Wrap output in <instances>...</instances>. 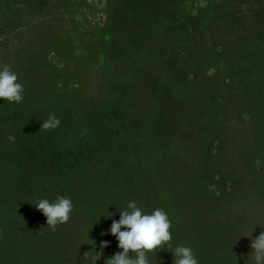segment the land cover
<instances>
[{"label":"rangeland","instance_id":"1","mask_svg":"<svg viewBox=\"0 0 264 264\" xmlns=\"http://www.w3.org/2000/svg\"><path fill=\"white\" fill-rule=\"evenodd\" d=\"M0 5L14 20L0 22V64L24 86L21 103L0 100V264H105L129 201L171 222L150 264H173L179 245L199 264H253L245 237L264 231V0ZM51 113L60 124L44 130ZM58 196L74 207L53 230L34 206Z\"/></svg>","mask_w":264,"mask_h":264},{"label":"clouds","instance_id":"2","mask_svg":"<svg viewBox=\"0 0 264 264\" xmlns=\"http://www.w3.org/2000/svg\"><path fill=\"white\" fill-rule=\"evenodd\" d=\"M17 81L18 76L12 66L0 64V100L16 104L22 102L24 86ZM59 124L60 119L51 113L41 123V128L52 130ZM34 207L46 217V227L55 230L58 225L69 221L74 206L71 198L58 196L53 202L47 198L37 199ZM118 213L119 220H113L109 232L118 241L120 251L107 259L105 264H150L148 254L162 248L172 239V225L166 211L157 207L148 214L135 201H129L127 208ZM245 238L250 239L252 252L248 257L253 264H264V231L254 239L252 232ZM107 246V242L100 245L101 249ZM172 254L173 264H199L190 247L179 245ZM97 255L99 259L100 253Z\"/></svg>","mask_w":264,"mask_h":264},{"label":"trees","instance_id":"3","mask_svg":"<svg viewBox=\"0 0 264 264\" xmlns=\"http://www.w3.org/2000/svg\"><path fill=\"white\" fill-rule=\"evenodd\" d=\"M0 1H4V0H0ZM12 18H13V14H4L3 16H0V22L3 21L4 23L3 25H5L6 27H9V25H11L12 22L14 21ZM1 101H2L1 104L4 105V101L3 100Z\"/></svg>","mask_w":264,"mask_h":264}]
</instances>
